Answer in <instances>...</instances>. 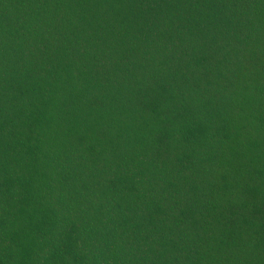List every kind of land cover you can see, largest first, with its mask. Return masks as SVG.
<instances>
[{
  "label": "trees",
  "instance_id": "1",
  "mask_svg": "<svg viewBox=\"0 0 264 264\" xmlns=\"http://www.w3.org/2000/svg\"><path fill=\"white\" fill-rule=\"evenodd\" d=\"M0 264H264V0H0Z\"/></svg>",
  "mask_w": 264,
  "mask_h": 264
}]
</instances>
